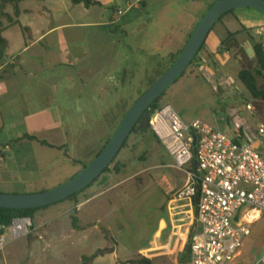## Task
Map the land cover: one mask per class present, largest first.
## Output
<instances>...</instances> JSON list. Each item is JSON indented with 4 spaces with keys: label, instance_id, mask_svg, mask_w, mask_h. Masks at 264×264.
<instances>
[{
    "label": "rangeland",
    "instance_id": "rangeland-1",
    "mask_svg": "<svg viewBox=\"0 0 264 264\" xmlns=\"http://www.w3.org/2000/svg\"><path fill=\"white\" fill-rule=\"evenodd\" d=\"M217 1L100 0L88 9L70 0H24L18 17L7 4L3 27L12 18L27 30L17 25L3 33L8 58L0 62V193L47 192L88 167ZM244 12L215 25L197 62L163 97L161 106H171L184 123L200 120L229 134L234 109L245 120L247 101L261 106L238 79L240 70L259 68L242 49L252 33L235 20ZM56 26L63 27L39 40ZM257 31L255 38L264 42ZM236 32V42L223 48ZM258 147L264 151L262 143ZM185 175L151 132L132 134L110 171L89 189L38 211L24 238L13 240L6 230L0 264H183L190 223L176 195L187 184ZM244 244L234 264L264 254V221L253 225Z\"/></svg>",
    "mask_w": 264,
    "mask_h": 264
},
{
    "label": "built area",
    "instance_id": "built-area-1",
    "mask_svg": "<svg viewBox=\"0 0 264 264\" xmlns=\"http://www.w3.org/2000/svg\"><path fill=\"white\" fill-rule=\"evenodd\" d=\"M122 15V11L117 12L118 17ZM256 34H264V27ZM246 109L255 112L251 104ZM232 116L233 136L200 120L186 124L171 106L164 107L151 121V130L174 167L189 177V184L178 191L176 198H198L200 231L192 238L189 264H234L252 233L249 223L237 220L239 212L248 208L264 213V158L258 149L259 143L264 145V124L253 128L238 111ZM3 229L0 225V252L6 246L5 231L13 240L24 238L32 229V220L16 218ZM254 264H264V255Z\"/></svg>",
    "mask_w": 264,
    "mask_h": 264
},
{
    "label": "water",
    "instance_id": "water-1",
    "mask_svg": "<svg viewBox=\"0 0 264 264\" xmlns=\"http://www.w3.org/2000/svg\"><path fill=\"white\" fill-rule=\"evenodd\" d=\"M254 9L264 13V0H219L204 16L193 35L189 39L179 58L170 69L132 106L124 117L114 136L93 162L69 182L53 190L38 194H2L0 208L13 210H30L52 206L65 201L72 195L82 192L91 186L108 169L121 152L124 144L131 136L135 126L159 98L174 86L177 79L185 74L207 41L211 30L218 20L231 11ZM233 136V132H230ZM197 147L195 136L194 151ZM197 163H195V166Z\"/></svg>",
    "mask_w": 264,
    "mask_h": 264
},
{
    "label": "trees",
    "instance_id": "trees-1",
    "mask_svg": "<svg viewBox=\"0 0 264 264\" xmlns=\"http://www.w3.org/2000/svg\"><path fill=\"white\" fill-rule=\"evenodd\" d=\"M22 1H24V0H0V17H7L8 16L5 12H3L4 8H5V6L7 4H11L14 7L15 15L18 17L19 14H20V6L19 5H20V3ZM70 1H71V3L74 6L84 5L88 9H90L91 7H94V6H100L101 5L100 0H70ZM212 7H213V5L210 7L209 11L211 10ZM232 12L233 11H231V12H229L227 14H230ZM226 15L222 16L218 20V22H220ZM203 18L204 17H202V19ZM17 25L21 26L20 22L18 20L14 21L12 18H10L9 24L6 27H3L2 23L0 22V62H6V59L8 58V56H7L8 41L3 37V33L5 31H7L9 28L17 26ZM21 28L23 30H27V28H23V26H21ZM192 35L193 34H191V36ZM248 35H249V37L251 39H253V35H252L251 32H248ZM191 36L189 37V39L191 38ZM236 36H237V34H230L228 36L227 40L223 43V46H226L227 44H230L232 42H236ZM206 42L203 45V47L200 50V52L205 49ZM254 48H255V52L257 54V61H258V64H259L258 70L254 71V70H250V69H242L238 73V79L242 83V85L246 88V90L250 93V95L252 96V98L254 100H258V101L264 102V86L259 85V79L263 77V72H264V45L262 43L255 44ZM182 51L179 53L178 58L181 55ZM200 52L196 55V57H195V59H194L192 64H195L197 62ZM175 61L173 62V64L175 63ZM181 78H182V76L177 79V82ZM165 94L161 98H159L154 104H152L149 107V109L145 112V114L142 116V118L139 120V122L135 126L132 134H142V133L144 134V133H147V132H151L153 134V132L151 130V121L153 120L154 116L159 111H161L164 108L163 106H161V101H162L163 97L165 96ZM23 139H29L31 141H37L38 143H40L42 146H45V147L56 148V146L48 143L47 141L39 140V139H37L36 137H33V136H24ZM127 142H128V140L126 141V143L124 144L122 149L126 148ZM59 149H61V147H59ZM193 153H195L194 150H193ZM109 171H110V167L108 169H106L103 174H106ZM116 171H118L117 168H116ZM193 171L194 172L197 171V169L194 166H193ZM97 181H98V179L95 182H97ZM91 186L87 187L86 189H84L80 193H76V194L72 195L71 197H69L65 201L74 200L76 197H78L81 193L85 192ZM62 202H64V201L58 202L56 204H59V203H62ZM56 204H54V205H56ZM197 204H198V198H195L194 199V205L197 207ZM48 207H50V206H48ZM48 207H43V208H38V209H30V210H13V209L0 208V225L4 228L3 232H4L5 229L9 228L12 225L14 219H16V218H24L25 217V218H30L31 220H34L35 215H36V213L38 211L46 209ZM73 220H74L73 223H74L75 228H78V226H77V222H78L77 218L74 217ZM193 236H194V234H192L190 236V241L188 243V246H187V248L185 250V253L181 257V262L183 264H189L190 253H191V242H192ZM139 264H152V263L150 261L143 260Z\"/></svg>",
    "mask_w": 264,
    "mask_h": 264
},
{
    "label": "crops",
    "instance_id": "crops-1",
    "mask_svg": "<svg viewBox=\"0 0 264 264\" xmlns=\"http://www.w3.org/2000/svg\"><path fill=\"white\" fill-rule=\"evenodd\" d=\"M241 12H243V11H247V12H244L245 14H241V15H238V16H235L234 18H235V20L237 21V23L239 22V24H240V22L247 28V29H249V30H251L252 31V35H253V39H251V40H248L247 42H246V45H245V47L243 48L242 47V49H243V51H245L247 54H248V56H249V58L250 59H252V60H254L255 58L257 59V54H256V52H255V48H254V45L255 44H259V43H262L263 45H264V42L263 41H261V40H257L256 38H255V35H254V32H255V30H260L262 27H264V13H262V12H260V11H257V10H254V9H242V10H240ZM63 26H56V27H54V28H52L51 30H49L45 35H43L42 37H40V39L39 40H42L47 34H50L51 32H53V31H55V30H59V29H61ZM240 27V26H239ZM243 26H241L240 28H239V30H243V28H242ZM57 32V31H56ZM240 32V31H239ZM235 34H237V32L235 33ZM256 34V33H255ZM228 38V37H227ZM226 38V39H227ZM44 40V39H43ZM42 40V41H43ZM225 46H223V48H224ZM27 48H29V47H26V49ZM210 51V50H209ZM209 51L207 52V54H209L210 55V53H209ZM212 57V56H211ZM239 60H240V58H239ZM2 72V67H0V73ZM3 81L4 82H6V83H10L11 81H12V77H10V76H8V75H6L5 76V78L3 79ZM104 89H103V87L101 88V91H103ZM227 95V94H226ZM257 102H258V100H257ZM260 103H261V106H258V107H255V106H253V104L250 102V101H247V104H246V106L248 105V104H251L254 108H255V112L253 113V112H250V111H248L247 109H246V111L249 113L248 115L250 116V117H244V122L245 123H247V124H249L251 127H253V128H257L259 125H261V124H264V102H262V101H259ZM234 111H238V113H239V115H243L244 114V112L242 111V114H241V111H239V109H234ZM245 115V114H244ZM231 128L232 127H230V132H231ZM229 132V133H230ZM21 139V138H20ZM263 148L262 147H260V152H261V154H262V157L264 158V151L262 150ZM196 167V166H195ZM184 172V171H183ZM185 173V172H184ZM185 180L187 181V184L184 186V187H186L188 184H189V177H188V175H187V173H186V175H185ZM183 187V188H184ZM182 188V189H183ZM178 193V192H177ZM185 204H186V209H187V214H188V216H189V219L187 220V222H189L190 223V233H189V237H188V243H189V241H190V236L192 235V234H196L197 232H199L200 231V224H199V222H198V220H197V207L194 205V200H192V201H185ZM256 214H255V213ZM262 215H263V213L262 212H259V211H252V210H250V209H248L247 208V210H245V211H241V212H239V214H238V218H237V220L239 221V222H244V223H249L250 224V227H251V230H252V227H253V225H255L256 223H260L261 221H264V220H262L263 219V217H262ZM258 217V218H257ZM250 218H254V220L253 219H250ZM195 221V222H194ZM194 223H197V226H196V228H194ZM196 225V224H195ZM251 235H252V233H251ZM251 235L249 236V237H251ZM248 237V238H249ZM248 238H246V240H245V242L248 240ZM244 242V243H245ZM187 246H188V244H187ZM187 246H186V248H187ZM244 246H245V244H244ZM244 246H243V248H242V250H241V252H240V254H239V257H241V255L244 253V251H243V249L245 250V248H244ZM186 248H185V250H186ZM185 250H184V252H183V254L185 253ZM254 250V249H253ZM248 253L250 252V251H247ZM251 252L253 253V251L251 250ZM250 252V253H251ZM182 254V255H183ZM182 255H181V257H182ZM264 254H262L261 256H259L258 255V253L257 252H255L254 253V255H251L250 256V259H249V263L250 264H254L256 261H258L262 256H263ZM189 263H190V261H189Z\"/></svg>",
    "mask_w": 264,
    "mask_h": 264
},
{
    "label": "bare ground",
    "instance_id": "bare-ground-1",
    "mask_svg": "<svg viewBox=\"0 0 264 264\" xmlns=\"http://www.w3.org/2000/svg\"><path fill=\"white\" fill-rule=\"evenodd\" d=\"M255 213V212H254ZM256 214V213H255ZM258 218V217H257ZM250 219H253L254 220V218H250Z\"/></svg>",
    "mask_w": 264,
    "mask_h": 264
}]
</instances>
